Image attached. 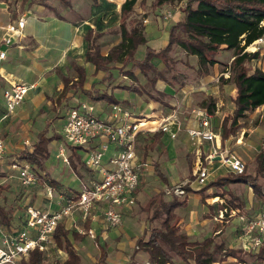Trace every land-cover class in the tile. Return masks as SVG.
<instances>
[{
  "label": "crops",
  "instance_id": "obj_1",
  "mask_svg": "<svg viewBox=\"0 0 264 264\" xmlns=\"http://www.w3.org/2000/svg\"><path fill=\"white\" fill-rule=\"evenodd\" d=\"M10 1H15L14 5H10L8 0L0 1V33L3 31V26L15 22L22 16L26 17L27 22L23 38L20 41L17 40L13 46L8 48L7 59L0 64V138L5 141L6 145L4 157L0 161V190L7 191L12 188L9 182L12 177L11 171H6L9 170L11 162L16 160L17 157L19 159L23 150H34L35 144L39 140V135L49 129L53 117L66 105L73 103L71 105V108H73L83 103H92L96 105V114L100 117H106L109 113L110 105L113 103H109L106 98L95 99L99 93H105L113 96L120 101V104L132 111L134 118L153 117L154 115L160 121L171 112L172 108L180 107V118L184 129L178 131L175 138H172L169 133L163 131L142 132L138 135L135 163L139 166L140 184L136 192L137 201L132 207L118 208L122 213V224L119 227L109 229L111 226L106 222L101 205H96L87 220H84L81 211L77 210L73 215L65 217L60 223L65 226V229L70 231L69 237L77 250L78 240L87 239V236L91 237L83 233V231L87 232L89 229H93L99 242L105 241L107 244L111 235H114V238H118L115 255L117 259L115 261L109 260L111 254L109 246H102V250L106 248L108 251L109 263L123 264L132 259H135L138 264L150 263L148 252L138 245L140 237L145 236V240L148 238L149 223L147 220L150 214L147 207L149 201L152 198L158 199V197L159 200L162 198L168 201L173 199L174 196L167 194L166 188L179 182L186 185L191 181L190 177L196 176L198 148L202 151L203 159L208 154L209 143L203 141L200 146L194 144L186 131L187 128L197 127L199 124L198 117L191 112L194 107H208L204 104L206 101H215L216 107L213 112V125L214 129L222 135L224 119L231 115L234 110L232 99L236 96L237 91L233 84L227 83L222 85L219 75L231 60L220 59V62L209 67V72L206 75H200L196 72L199 68L198 56H187L185 51L177 47L174 51L177 56L175 59L179 60L178 64L183 66L182 60L186 59L193 67L191 71L196 73L194 75L179 73L175 74V79H171L172 74L167 70L165 61L161 57H154L152 60L153 67L148 72V78L153 79L162 73L165 79L159 78L153 89L148 84V78L139 69L135 71L138 77L135 80L130 75L123 74L118 68L112 69L110 72L103 70L96 71V66L87 61L86 58L88 42L85 39V35L89 30H93L95 33L98 32L101 35L99 41L103 55H108L110 50L121 42V6L126 0H97V2L94 0H64L60 6H52L46 0ZM116 3L118 4L116 5ZM171 5L173 4H168L169 7ZM180 6L178 5L175 8L180 9ZM135 7L131 18L141 22L144 26L147 46L155 51L167 46L170 30L177 22L182 20L181 15H175V8H173V10H168L161 16L152 17L151 14L145 16L147 11L143 8L135 9ZM82 8H85L86 17L80 13ZM154 10L156 9L152 7V12H155ZM171 19L173 22H166ZM167 25L170 26L169 29L166 28ZM178 33L180 35V31ZM233 51V49H227L225 45L222 46V53L229 54L233 53ZM233 56L234 53L231 59ZM137 59L141 60L138 57ZM121 65V63L117 64L118 67H121ZM131 66L132 63L126 69H129ZM78 68L85 71L82 83H80L82 71H79ZM11 81L24 82L34 85V87L30 89L24 102L13 113L9 114L8 117L4 118L6 108L3 90L11 84ZM141 86H147V90L142 89ZM228 87H230L228 94L230 106L226 104L228 103L226 99ZM158 92H162L165 95L160 96ZM151 94L156 97H153ZM67 116L68 113L65 118L59 119L62 121L61 131ZM262 121H264V104L249 112L244 119H241L240 128L228 139H223L224 143L233 144L232 147H237V150L238 148H242V152L236 151L242 157H245V155L251 156L250 151L247 149L251 147L250 144H253L256 147L254 157L257 161V156L263 147L257 148L260 144L254 139L255 136L248 139L247 133L263 132L264 130H261L259 123ZM172 130L177 131V126L173 125ZM59 139H62V141ZM99 142V140H96L92 146L98 145ZM63 143L64 138L61 134L56 133L52 136L48 146L49 155L44 160L43 168L39 169L46 176L42 179L45 188L49 185V181L56 184L55 187L52 183L57 190L56 195L50 200L45 189H37L30 192V196L25 202L16 199L18 207L16 211L7 212L5 209L7 218L2 217L0 214V218L4 220L0 219V222L8 229L15 230L17 227L23 225L28 205L41 210H58L61 208L64 200L68 198L63 193L72 190L80 192L84 183L89 182L92 178L99 179L101 177L100 174L87 168L84 163L88 148L72 147L66 145V141ZM62 144L67 147L66 155L69 159L68 162L58 157L59 148L63 146ZM114 153L115 147L111 146L104 155V163L108 164L109 158ZM53 154L57 165L63 164L66 169L68 167L69 175L73 182L70 179L69 181H66L67 179L61 181L55 178L54 175H51L52 170L56 168V165L55 167L53 166L54 162L49 163ZM257 166L254 172L249 173H257ZM224 169H217L208 181L220 175L228 174L229 172ZM61 173L63 172H59V174ZM157 176H161L165 180V185L163 187L157 185L154 187L153 184L152 188H150L149 178ZM196 180L191 181V187L195 191L200 188V186H196ZM40 183L41 180L39 179L36 184L30 186L28 189L31 187L36 188ZM237 184L241 183H232L228 186L233 187ZM248 184L255 196L249 194L247 196L248 200L238 196L240 201L244 202V207H237L242 213H250L264 204V196L258 195L254 191L252 184ZM146 186L149 187L148 192H144ZM215 188L217 187H211L205 191V201L207 200L206 195L214 191ZM73 191L69 197L77 194ZM195 193L201 196L200 193ZM232 193L237 196L235 192ZM255 198L259 199V205L256 209L252 205ZM229 199L231 200V198ZM0 207H2L1 204ZM176 213L177 223L181 227V230L191 237L195 235L196 233L192 225L187 223L178 210H176ZM211 214L210 209L204 213V224L207 223V220L211 221L209 218ZM129 215H138L140 217V220L137 222V226L139 227L138 234H129V224H124V218ZM16 217L19 218V224L17 225L13 221ZM131 219H134L133 216ZM6 220H8V223ZM78 224H83V227H79ZM238 228H235L233 231L237 233ZM220 231L221 229H218L216 233ZM73 232L80 233L83 235V238L75 240L72 235ZM130 236L131 240L126 242L125 238H129ZM136 249L140 250L137 251ZM175 264L191 263H187L182 258L176 257Z\"/></svg>",
  "mask_w": 264,
  "mask_h": 264
},
{
  "label": "trees",
  "instance_id": "obj_2",
  "mask_svg": "<svg viewBox=\"0 0 264 264\" xmlns=\"http://www.w3.org/2000/svg\"><path fill=\"white\" fill-rule=\"evenodd\" d=\"M10 5L15 1L8 0ZM97 2V0H94ZM186 2L183 8L184 19L177 22L170 30L169 43L164 48L155 51L147 46V38L144 32V26L141 22L128 18L134 11L137 0H126L121 6L122 21L120 24L122 40L114 46L108 55H103L101 35L98 32L89 30L85 39L88 42L86 52L87 61L96 66V71L103 70L110 72L118 68L123 74L130 75L135 80L138 79L135 73L136 69L148 78V72L153 67V58L161 57L166 65L172 59L170 52L177 47L185 51L186 55H196L199 58V68L196 72L200 75H206L209 67L220 62L219 54L222 52V46L234 50V56L231 61V78H220L222 85L233 84L237 94L232 99L234 110L231 115L224 119L222 137L228 139L240 128V120L247 114L254 111L257 107L264 104V70L254 68L250 71L249 64L254 59L260 57V52H249L245 49L254 41L264 35V0H155L153 8L174 4L176 2ZM181 31L184 36L179 35ZM142 45L146 46V53L143 59L135 57V53ZM240 45V46H239ZM121 63V67L117 64ZM130 63L132 66L126 69ZM186 68L192 70V65L183 61ZM80 74V83L84 81L85 71ZM165 76L160 73L153 79L148 78V84L154 89L159 78ZM172 74L171 79H175ZM165 79V78H164ZM147 90V86H141ZM146 87V88H145ZM139 90L138 88H136ZM160 96L165 94L158 92ZM153 95V94H151ZM153 97H156L153 95ZM106 98L109 103H120L113 96L105 93H99L95 99ZM208 108L215 111V101H206L204 103ZM48 130L39 135V140L35 144L34 150L25 149L21 152L19 159L26 160L33 165V168L42 180L46 176L39 169L43 168L44 160L49 155V143L52 137L47 136ZM257 171L264 172V149L257 156ZM54 183V182H52ZM232 183H251L254 191L264 196L263 186L259 182L258 175L253 176L247 172L242 174H233L229 172L226 175H220L209 181L203 188L195 191L187 186V191H195L201 194L202 202H205V191L211 187H224L226 192H231L228 185ZM231 197L238 201V206L244 207V202L231 192ZM187 198L174 197L171 200L152 198L149 201L147 210L149 211L150 224L156 219L161 220L160 227L149 226L147 240L145 236L138 239V245L149 254L151 264H175L176 257L182 258L187 263L193 264H213L220 259V255L225 249V241L216 242L212 236L203 239H193L191 236L181 230L177 223L176 209L185 206ZM0 214L7 218L3 207H0ZM8 223V220H6ZM70 231L65 229L63 224H59L55 232V240L58 246L66 251L67 257L64 262H55L50 264H81L82 257L69 237ZM75 240L83 238L78 232L72 233ZM231 254H235V249H228ZM255 259L264 261V248L261 249ZM21 264H48L44 254L37 250L30 253L27 259L22 260ZM96 264H111L108 262V251L103 248L102 254ZM123 264H138L135 259Z\"/></svg>",
  "mask_w": 264,
  "mask_h": 264
},
{
  "label": "built area",
  "instance_id": "obj_3",
  "mask_svg": "<svg viewBox=\"0 0 264 264\" xmlns=\"http://www.w3.org/2000/svg\"><path fill=\"white\" fill-rule=\"evenodd\" d=\"M26 22V17L22 16L15 22L3 26V31L0 33V64L7 59L8 48L23 38ZM262 44H264V35L249 45L245 51H259V46ZM231 61L220 73L219 80L221 77L231 78ZM33 87L34 85L24 82L11 81V84L3 90L6 108L4 118L24 102ZM191 112L198 117L199 124L197 127L187 128L188 135L194 144L200 146L203 141H207L210 147L204 159L202 151L199 148L197 150L195 175L199 182L204 184L220 168H225L233 174L244 173L247 164L243 157L231 145L225 144L221 133L214 129V113L208 107H194ZM180 113V107H174L160 121L154 115L136 119L132 111L120 103L111 104L106 117L98 116L94 105L90 103L71 108L62 129L66 145L88 148L84 163L87 168L100 174L101 177L92 178L84 183L76 197L65 199L58 210H41L28 205L23 225L15 230L8 229L0 222L2 234L0 264H21L22 260L27 259L34 250L44 254L45 257L55 252L62 253L63 250L55 240V232L64 218L73 215L77 210H80L83 219L87 220L96 205H101L108 225L119 226L122 222V213L118 208L132 207L137 201L136 192L140 184L139 166L135 163L138 135L142 132L163 131L175 138L178 131L184 129ZM173 125L177 126V131L172 130ZM96 140L100 141L99 144L92 146ZM66 145L59 148L58 157L68 162ZM111 146L115 147V153L106 164L104 155ZM5 150V141L0 138V161L4 157ZM11 165L19 170V178L24 186H32L39 181L37 172L23 164L21 160H14ZM54 189L47 185V195L50 200L54 197ZM167 193L182 197L187 192L184 186L176 185L167 188ZM213 202L222 205L214 215V220L225 223L229 222L230 218L232 220L239 218L240 225L239 228L237 227L241 242L239 250L246 255L258 256L264 248V204L250 213H242L239 208L231 206L226 199L218 195L213 196ZM83 233L92 238L96 237L93 229ZM255 262V264H264L260 259H255ZM246 263V261L239 262V264Z\"/></svg>",
  "mask_w": 264,
  "mask_h": 264
},
{
  "label": "rangeland",
  "instance_id": "obj_4",
  "mask_svg": "<svg viewBox=\"0 0 264 264\" xmlns=\"http://www.w3.org/2000/svg\"><path fill=\"white\" fill-rule=\"evenodd\" d=\"M46 1L49 2L50 5H52V6H60L62 4V2H64V0H46ZM154 1L155 0H138L135 9L136 8H143L145 11H147L145 13V16L151 14V16L153 17V16H161L166 11L171 10V9L173 10V8H175L176 6L181 5L180 9L175 8L174 12H175V15H177V16L181 15L182 20L184 19L183 8L185 7L187 1L176 2L173 5H171L170 7L168 5H164V6L156 8V10H154L155 12H152V7H153ZM117 4L118 3H116V5ZM80 13L86 17L85 8H82V11H80ZM132 19L133 18H131V16L128 18V25L129 26H131L130 20H132ZM140 20H142V18H140ZM121 21H122V18H121ZM166 22L171 23V22H173V20L171 19L170 21H166ZM169 27L170 26H168V25L166 26L167 29H169ZM180 36H184V34L181 31H180ZM258 52H260V57L258 59L252 60V62L249 64L250 71H252L254 68H261L264 70V44L259 46ZM145 53H146V47H145V45H142L136 51L135 57L143 59L145 56ZM233 53H234V51H233ZM233 53L225 54V53L221 52L219 54L218 58L229 61V60H231V56ZM170 56L172 59L170 60L169 64L167 65V70H169L171 72V74L185 73V74L194 75L196 73L194 71L189 70L184 65L182 66L181 64H178L179 60L175 59L177 57L175 55V51H171ZM185 60L183 59L182 61H185ZM223 70H225V68H223ZM229 92H230V87H228V91L226 92V94H227L226 99L228 101V103H226V104L230 106L229 95H228ZM90 104H92V103H90ZM71 105H73V103H71ZM71 105H66L65 107H62L60 112H58L57 115L53 117V121L50 124L48 132H47L48 137H52L56 133L61 134L63 136V133L61 131L62 121L59 119L66 117L67 113L69 112V110L72 107ZM92 105H94L95 112H96V105L95 104H92ZM67 107H69V108L67 109ZM66 109H67V111H66ZM102 117H105V116H102ZM259 123H260L261 130L262 129L264 130V121L259 122ZM253 136H255L254 139H256V142L260 144L259 147H257V148H262L264 146V131L263 132L259 131V132L253 133V134L250 132L247 133L248 139L253 137ZM59 140L62 141V139H59ZM64 143H65V138H64ZM230 145L233 146V144H230ZM250 145H251V147H248L247 150L250 151L249 153L251 156L245 155V157H243V159L245 160V162L247 164V172H254V170L256 169V166H257V161L254 157V155L256 153V147L253 144H250ZM234 149H236V151H238L239 153L242 152L241 151L242 148H238V150H237V147H234ZM17 159H18V157H17ZM21 161L23 162V164L27 165L29 168H31L35 171V169L33 168V165L30 162H28L26 160H21ZM51 162L52 163L54 162L53 163L54 167L56 165V168H55V170H52L51 175H54L55 178H58L61 181L63 179H67L66 181H69V179H70L73 182L71 176L69 175L68 167L66 169V168H64L63 164L57 165V161L54 158V154L51 156V160L49 163H51ZM49 163H47V164L49 165ZM69 165H67V166H69ZM6 171L7 172L11 171L12 177L10 178L9 182L11 183L10 186H12V188L10 190H7V191L0 190V204L4 208V210L5 209L7 210V212L8 211H14V210L16 211L18 209L17 204H16V199H18V201H22V202L24 201L25 202L28 200V197L30 196V192L36 191L37 189H45L47 191V187L45 188L43 186L44 182H42V180H41V183L38 184V186L36 188L31 187L30 189H28L30 186H24L22 184V182L19 178V170L14 169L12 167V165H9V170H6ZM59 172H63V173L59 174ZM255 174L258 175L259 182H261V185L263 186V191H264V172L263 173H260V172L252 173L253 176H255ZM196 179H197L196 176L190 177L191 181L196 180ZM149 181H150V188H152L153 184H154V187L156 185L159 187H163L165 185V180L161 176H157L155 178L150 177ZM191 181L189 183H187L186 185H183L182 183L179 182L175 185H170L167 188H172L173 186L181 185V186H184V188L186 189L187 186L191 187ZM207 182H209V181L207 180L206 182H204L203 185H201L202 183H199V181L196 180V186H200L199 189H201L205 186V184ZM48 183L50 186L54 187V185H55V187H56V184L53 183L54 184L53 185L51 183V181H49ZM227 188H229L231 192H235V194H237V196H239L240 198H243V199H247V196L249 194L255 196L253 191H251L249 184L241 183V184L234 185L233 187L228 186ZM225 190L226 189L224 187L215 188L214 191H211L210 193H208V195H206L207 200L205 202H202V200L199 199L201 196L198 195L197 193H195L194 191H190L188 194V191L186 190V192H187L186 195H184L182 197L177 196L175 194L171 195V196H174V197H177L180 199L187 197V204L185 206L178 207L176 210H178L179 214H181V216H183L186 219L187 223L191 224L192 228L195 230L196 234L192 236L193 239H203L206 236H212L213 235L216 242H221L222 240L225 241V249L221 253V255L219 257L220 259H218V261H217V262H219V264H239L240 261H246L247 262L246 264H255L256 263L255 262V256L246 255L241 250H239L240 249L239 246L241 244V242L239 241V235L236 233V231H233L235 228H237L240 225L239 218H235L233 220H232V218H230V221L225 222V223L217 222L214 220V215L217 213V210L220 207H222V205H220L219 202H213V196L220 195L221 196L220 198L226 199L231 206L238 207V201H236L234 198L231 197V195H230L231 192L224 193V192H226ZM56 191L57 190L55 188L54 189V196L56 195ZM72 191L65 192V193H63V195L67 196L68 198H74L79 193V192H76L74 190L73 192H75L77 194H75L73 197H69L70 194H72ZM148 191H149V187L146 186L144 189V192H148ZM21 193H22V196H21ZM46 194H47V192H46ZM166 198H170V197H166ZM229 198H231V200ZM158 200H159V197H158ZM33 205L36 206L35 203H33ZM252 205H253L254 209L258 208L259 199L255 198ZM209 209L211 210V213H212L211 216L209 217L211 219V221L207 220V223L204 224L203 223V220H205L204 213L207 212ZM132 216L134 218L133 220L131 219ZM139 220H140V217L138 215H129V216H126V218H124V224L125 225L129 224V234H131V233H133V235H135V233L138 234L139 227L137 226V222ZM2 221H4V220H2ZM13 221H14L15 225L19 224V218L18 217H16ZM147 222L149 223L148 226H151V227H160V225H161L160 219H156L151 224H150L151 220L148 219ZM121 224H122V222H121ZM78 226L83 227V224H78ZM119 226L109 227V229L117 228ZM74 228L77 229V227H75V226H74ZM150 228H149V230H150ZM218 229H221V231L219 233H216L218 231ZM1 238H2V234L0 233V239ZM125 240H126V242L131 240V236L129 238L126 237ZM117 242H118V238H114V235H111V238L108 240L107 244L105 243V241L99 242V240L96 237L91 238L89 236H87V239L84 238V240H80V241L78 240L77 241L78 251L82 257V263L81 264H96V262L100 258L102 246H105V245L109 246V252L111 253L109 260L112 259L111 261H113V260L115 261V259H117V258H115ZM232 248L235 249V252H236L235 254H231L230 251H228V249H232ZM136 250L139 251L140 249H136ZM235 256H237L238 258ZM66 257H67L66 251L63 250L62 253L55 252L51 256H47L46 262L48 264L55 263V262H64ZM261 263H263L262 260H261Z\"/></svg>",
  "mask_w": 264,
  "mask_h": 264
}]
</instances>
